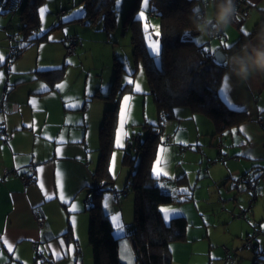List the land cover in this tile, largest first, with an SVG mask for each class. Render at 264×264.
Instances as JSON below:
<instances>
[{
  "label": "rangeland",
  "instance_id": "1",
  "mask_svg": "<svg viewBox=\"0 0 264 264\" xmlns=\"http://www.w3.org/2000/svg\"><path fill=\"white\" fill-rule=\"evenodd\" d=\"M3 1L6 0H0V57L4 62L12 60L9 57L11 47L21 42V33L18 28L19 11L25 0H18L10 7L5 6ZM135 1L117 0V25L108 30L102 20L70 21L75 14L84 11V3H81V0H45L40 7L44 9V16L42 18L40 15L41 24L35 34L50 31L46 38L40 40V43L27 48L14 65H20L22 62L24 66H30V68L34 66L37 69L60 66L67 62L65 70L68 69L64 72L62 83L64 91L71 94H83L87 87L90 94L95 93L98 88H103V91L107 92L118 77L117 90L121 87L119 122L116 126L114 147L110 157L113 183L106 185L103 198L104 203L109 207L106 211L113 222L114 234L121 240V257L125 261L130 264L134 261L128 234L133 230L135 222V191L131 187L127 189L126 185L143 154L138 146L139 142L133 139L138 136L144 142L151 125L158 123L163 127L156 142L151 169L159 159V171L162 174L157 176V181L163 190L170 191L178 197L174 202L161 204L160 208L170 210L167 216L163 213L166 221H170L176 214H184L188 219L186 238L171 243L172 264L263 262L256 257L255 250L247 244V238L249 233L257 232L256 243L264 252V173L260 174L258 170L252 169L249 171L253 172L252 175L258 181L256 186L259 197L254 202L253 211L250 212L248 219L230 216L227 219L224 218L223 210L228 209L231 214L232 208H236L234 204H240L241 208L247 209L251 198V196L249 199L245 198L247 190L236 187L234 179L227 182L224 174L216 171L220 164H225L221 158L226 157V154L219 152V145H229L230 132L229 130L222 134L216 132L215 123L208 114L195 112L187 105L176 106L174 117L161 118L143 61L134 54L132 42L134 29L132 24L126 22L128 10ZM197 3L204 8L206 14L216 10V2L213 3V0H209L208 4L203 0H197ZM135 9L137 17H140L141 11L145 12L146 20L142 19L141 22L143 26L145 22L149 25L148 31H144L147 46L149 45L148 37L151 34L153 40H160L162 49L160 36H155L157 27L161 35V20L159 16L151 14L154 10L151 1L148 0V4L145 5L144 0H138ZM64 10L65 14L59 17L57 13ZM60 22H63L60 27L51 29ZM69 34H76L79 38L77 54L72 57L67 55L66 42H64ZM192 37L198 43L205 44L207 48L213 46L212 42L221 41L219 37L201 33L193 34ZM225 41L224 38L222 42ZM159 57L155 56L157 60ZM137 84L139 91H136ZM125 97L129 98L127 102L124 100ZM122 110L123 128L121 129ZM118 132L122 146L116 143ZM221 137H224V141ZM183 147L186 148L183 149ZM126 151L130 156L128 160L124 159ZM210 169L215 171L217 177L212 176ZM184 174L187 178L182 179L184 181L179 184L178 179ZM111 186L114 190H126L121 201L114 200ZM181 191L188 192L189 198L180 195ZM85 193L89 198L93 197L92 191ZM87 204L90 205L91 201ZM233 212L239 214L241 210ZM253 214L256 215L255 220L261 225L250 227L248 231ZM245 224L246 228H244ZM83 242L80 241L81 250L84 255L87 254L86 259L89 263L94 264L92 246L88 237L86 242Z\"/></svg>",
  "mask_w": 264,
  "mask_h": 264
},
{
  "label": "crops",
  "instance_id": "2",
  "mask_svg": "<svg viewBox=\"0 0 264 264\" xmlns=\"http://www.w3.org/2000/svg\"><path fill=\"white\" fill-rule=\"evenodd\" d=\"M246 2L249 13L243 23L234 19L222 35H212L221 40L209 47L213 54L221 48L227 57L245 56L244 46L231 54L227 48L243 33L252 31L264 13V0ZM261 32L264 27L246 43L259 45L257 34ZM247 52L250 54L251 48ZM22 54L0 67V264H90L80 243L86 242L90 222V198L85 192H91L89 185L93 184L100 154L99 131L109 101L99 93L109 91L98 88L90 94L87 87L83 94H71L64 91L62 83L67 62L37 69L22 62L15 66ZM61 66L63 74L57 80L41 71ZM227 71L223 74L221 97L229 106L246 110L248 118L229 129V145H219V152L226 157L225 164L216 171L222 172L227 182L234 179L236 185L238 177L251 169L264 173V124L259 121V115L264 118V74L240 82L235 76L225 80ZM5 168L33 173L35 180L26 184L17 174L4 175ZM209 172L217 177L213 169ZM238 187L247 190L245 198L249 199L248 185L241 183ZM101 201L105 210L109 209L103 195ZM234 206L231 214L228 209L222 211L224 218H232L233 211L246 210L240 204ZM37 212L45 217L42 225L37 221ZM253 215L248 231L261 225Z\"/></svg>",
  "mask_w": 264,
  "mask_h": 264
},
{
  "label": "trees",
  "instance_id": "3",
  "mask_svg": "<svg viewBox=\"0 0 264 264\" xmlns=\"http://www.w3.org/2000/svg\"><path fill=\"white\" fill-rule=\"evenodd\" d=\"M17 1L6 0L3 1V4L10 7ZM44 1L25 0L21 6L18 23L21 42L11 47L9 57L12 59L20 56L32 44L47 37L50 30L35 34L41 24L40 7ZM150 1L154 6V10L151 12H155V15L159 16L161 20L162 49L158 60L147 46L146 34L141 22L142 18L135 14L138 0L128 10L126 22L132 24L134 29L132 39L134 54L143 61L151 92L154 95L161 118H172L176 106L187 105L195 112L208 114L215 123L216 132L220 134L245 121L248 118L247 111L229 106L221 97L220 88L223 74L227 68L225 61L218 62L205 44L198 43L192 37L193 34L200 33L192 23L195 19L192 16V9L199 5L197 0ZM215 2L218 5L220 0H215ZM81 3H84V11L75 14L70 21L80 20L83 22L88 19L89 22H97L102 20L106 29L110 30L116 27L117 0H81ZM246 9L249 10L247 2L245 10L237 9L239 15L237 22L241 23L247 16ZM200 12L201 16L206 15L201 6ZM57 14L61 17L65 14V10ZM62 23L54 25L51 29L60 27ZM263 27L264 13L252 31L243 33L238 40L227 48L229 54L240 50L246 41ZM223 32L224 30H221L217 35L220 36L219 33L222 34ZM69 35H74L78 39L76 53L70 55L73 56L77 54L79 38L76 34ZM3 64L5 63L0 59V67ZM63 66L41 71L50 79L57 80L63 74ZM116 80L118 81V77L112 83L108 93L104 95L99 93V96H103L109 101H107L99 131L100 156L97 168L93 173V184L89 185L94 195L87 201H91V204L87 206L91 215L88 239L92 246L94 264H130L121 257V240L114 234L113 222L101 201V197L107 188L106 185L113 183L110 173V157L119 118L121 90V87L120 90H117ZM162 127L158 123L151 125L150 132L144 142L138 136H136L138 140L133 139V141L139 142L138 146L143 153L138 167L131 172L126 185L127 189L131 187L135 191V222L133 230L128 234L134 258L133 264H172L171 243L185 239L187 234L188 219L184 214H176L171 217L170 221H166L160 208L161 204L171 203L178 199L172 192L161 188L157 181L158 177L152 173L151 169L156 142L162 132ZM129 158V152L126 151L124 159L128 160ZM221 159L223 160L224 157ZM247 175L253 178V183L242 179L235 186L238 187L241 183L248 185V191L251 194L249 206L239 214L233 213L234 218L248 219L252 206L259 196L256 186L257 180L251 173H244L238 178ZM184 178H187L186 174L180 176L178 183L181 184L185 180ZM251 185L257 190L255 199ZM111 188L113 189L112 186ZM113 191L120 190L113 189ZM122 192L124 195L126 190ZM180 195L189 198L188 192L181 191ZM244 213L246 215H243ZM257 237V232L249 233L247 244L255 250L256 257L263 260V262L255 261L253 264H264V252L258 248ZM249 240L252 241L251 244ZM35 251L38 252V250Z\"/></svg>",
  "mask_w": 264,
  "mask_h": 264
},
{
  "label": "clouds",
  "instance_id": "4",
  "mask_svg": "<svg viewBox=\"0 0 264 264\" xmlns=\"http://www.w3.org/2000/svg\"><path fill=\"white\" fill-rule=\"evenodd\" d=\"M215 3V0H213ZM214 12H208L201 16L200 6L192 9V16L195 17L192 23L196 30L203 35L212 36L223 29H227L234 19H238V10L235 0H220L215 5ZM259 45L252 44L251 41L244 45L245 56H228L226 66L228 71L225 77L235 76L240 82H247L255 74H264V32L258 33ZM251 48V53L247 49Z\"/></svg>",
  "mask_w": 264,
  "mask_h": 264
},
{
  "label": "built area",
  "instance_id": "5",
  "mask_svg": "<svg viewBox=\"0 0 264 264\" xmlns=\"http://www.w3.org/2000/svg\"><path fill=\"white\" fill-rule=\"evenodd\" d=\"M205 3L208 4L209 3V0H205ZM235 3H236V7L237 9L239 10H245V7H246V0H235ZM249 10L246 9L245 13L248 14ZM152 15H155V12H151ZM214 35H217V33H215ZM219 35H222L221 33H219ZM66 41H67V53L69 55H72V54H75L76 53V47H77V43H78V39L76 36L74 35H69L67 38H66ZM2 108V102L0 101V109ZM259 121L264 124V118L262 117V115H259ZM136 140H138V137L134 138ZM10 173H13V174H17L20 176V178L26 183V184H29V183H32L34 180H35V175L32 173V174H24V173H19L18 171H11L7 168L4 169L3 171V174L4 175H8ZM243 180H247L249 181L250 180V177L247 175V176H243V178H238L236 180V183H239ZM253 183V181H252ZM251 190H252V193H253V198L255 199L257 197V190L255 189V187L253 185H251ZM122 195H123V192L122 191H116L115 192V200L117 201H120L122 199ZM250 209V207H249ZM243 215H246V213H244ZM36 218H37V221L40 225H42L44 222H45V217L43 215H41L40 213L37 212L36 214ZM250 241V240H249ZM248 241V242H249ZM252 241H250L249 243L251 244ZM34 249L35 250H38L37 248V244L35 243L34 244ZM43 259L45 258L44 255H40Z\"/></svg>",
  "mask_w": 264,
  "mask_h": 264
},
{
  "label": "snow or ice",
  "instance_id": "6",
  "mask_svg": "<svg viewBox=\"0 0 264 264\" xmlns=\"http://www.w3.org/2000/svg\"><path fill=\"white\" fill-rule=\"evenodd\" d=\"M144 4L147 5V4H148V0H144ZM40 15H41V17L43 18V16H44V9H40ZM139 16H140V18L146 20L145 12L141 11V12L139 13ZM143 27H144V31L147 32V31H148V28H149L148 23L145 22ZM155 36H156V37H159V36H160V31H159V28H158V27H157V29H156V31H155ZM148 39H149V45H148V46H149L150 51H151L156 57H159L160 54H161V43H160V40H159V39H155V40H153L151 34L149 35ZM225 46L227 47L228 45H225ZM0 59H3V58L0 57ZM224 79H225V80H228L229 78L224 77ZM128 83H132V81H128ZM139 90H140V88H139V85L137 84V85H136V91H139ZM128 99H129L128 97H125V98H124L125 102H127ZM122 128H123V110H122V113H121V129H122ZM116 143H117L118 146H122V145L120 144V133H119V132L117 133ZM161 151H162V149H161ZM159 164H160V161H159V159H157L156 162H155V166H154L153 169H152V172H153L156 176H160V175L162 174V173L159 171ZM161 211H162L163 213H165L166 216L170 214V210H168V209H161ZM4 243H8V242H7V241H4ZM9 247H11V246L9 245Z\"/></svg>",
  "mask_w": 264,
  "mask_h": 264
},
{
  "label": "water",
  "instance_id": "7",
  "mask_svg": "<svg viewBox=\"0 0 264 264\" xmlns=\"http://www.w3.org/2000/svg\"><path fill=\"white\" fill-rule=\"evenodd\" d=\"M214 57L215 59L218 61V62H224L227 58V54L225 53V51L221 48L217 49L215 52H214ZM133 142L131 141V144ZM129 149L131 150V146H129ZM252 177H250V180L249 181H252Z\"/></svg>",
  "mask_w": 264,
  "mask_h": 264
}]
</instances>
